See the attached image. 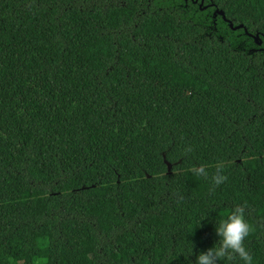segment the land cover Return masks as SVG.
<instances>
[{
    "label": "trees",
    "instance_id": "trees-1",
    "mask_svg": "<svg viewBox=\"0 0 264 264\" xmlns=\"http://www.w3.org/2000/svg\"><path fill=\"white\" fill-rule=\"evenodd\" d=\"M204 3L0 0V264H195L237 205L264 264V0Z\"/></svg>",
    "mask_w": 264,
    "mask_h": 264
},
{
    "label": "clouds",
    "instance_id": "clouds-1",
    "mask_svg": "<svg viewBox=\"0 0 264 264\" xmlns=\"http://www.w3.org/2000/svg\"><path fill=\"white\" fill-rule=\"evenodd\" d=\"M222 169L223 165L218 164L212 176L214 186L227 180ZM193 171L196 175H206L203 167ZM214 229L218 239L211 247L196 254L195 264H233L234 261H238L239 264H253V257L244 245L252 229L245 218L242 206L237 205L230 211L221 213V218L214 224Z\"/></svg>",
    "mask_w": 264,
    "mask_h": 264
},
{
    "label": "water",
    "instance_id": "water-1",
    "mask_svg": "<svg viewBox=\"0 0 264 264\" xmlns=\"http://www.w3.org/2000/svg\"><path fill=\"white\" fill-rule=\"evenodd\" d=\"M186 1H188V0H186ZM192 1H193L194 3H197V2H198V0H192ZM200 4L203 5V4H204V0H201V3H200ZM201 8H202V7H201ZM217 15L222 16L223 20L229 23V27H230L233 31H236V30H239V29H243V30H244V33H245L247 36L252 37V38L254 39L256 45H258V46H261V45H262L263 41L261 40V38H260V36H259L258 34L253 35V34L249 33L248 30L245 29L243 25L234 26V24H233L230 20H228V19L226 18V15H225V13H224L222 10L216 9L215 12H214V17H216ZM254 51H255V50H254ZM260 51H262L263 54H264V49H262V50H260ZM167 164H168V167H169V169H170L171 166L169 165V163H167Z\"/></svg>",
    "mask_w": 264,
    "mask_h": 264
},
{
    "label": "flooded vegetation",
    "instance_id": "flooded-vegetation-1",
    "mask_svg": "<svg viewBox=\"0 0 264 264\" xmlns=\"http://www.w3.org/2000/svg\"><path fill=\"white\" fill-rule=\"evenodd\" d=\"M199 2H197V3H194L192 0H191V2L193 3V4H195L196 6H198L199 8H204V9H207V8H209L208 6H210V5H205V3H204V6L203 5H201L200 3V0H198ZM211 7V6H210ZM213 8V7H212ZM213 13L215 12V8H214V11H212Z\"/></svg>",
    "mask_w": 264,
    "mask_h": 264
}]
</instances>
